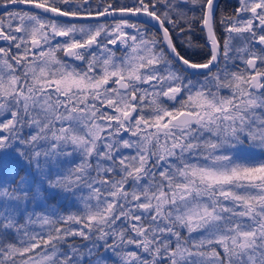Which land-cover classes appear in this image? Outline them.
Wrapping results in <instances>:
<instances>
[{
  "label": "snow or ice",
  "instance_id": "6c2138e0",
  "mask_svg": "<svg viewBox=\"0 0 264 264\" xmlns=\"http://www.w3.org/2000/svg\"><path fill=\"white\" fill-rule=\"evenodd\" d=\"M0 264H264V0H0Z\"/></svg>",
  "mask_w": 264,
  "mask_h": 264
},
{
  "label": "flooded vegetation",
  "instance_id": "af4514ba",
  "mask_svg": "<svg viewBox=\"0 0 264 264\" xmlns=\"http://www.w3.org/2000/svg\"><path fill=\"white\" fill-rule=\"evenodd\" d=\"M196 36H197V38H199V33H197ZM189 51H190V52H191V51H196V49H190Z\"/></svg>",
  "mask_w": 264,
  "mask_h": 264
}]
</instances>
